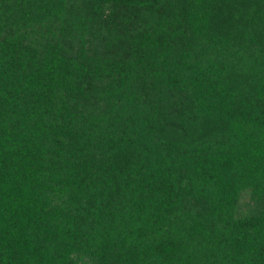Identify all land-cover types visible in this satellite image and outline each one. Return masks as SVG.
<instances>
[{"label": "trees", "instance_id": "16d2710c", "mask_svg": "<svg viewBox=\"0 0 264 264\" xmlns=\"http://www.w3.org/2000/svg\"><path fill=\"white\" fill-rule=\"evenodd\" d=\"M0 264H264V0H0Z\"/></svg>", "mask_w": 264, "mask_h": 264}]
</instances>
